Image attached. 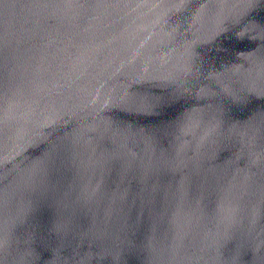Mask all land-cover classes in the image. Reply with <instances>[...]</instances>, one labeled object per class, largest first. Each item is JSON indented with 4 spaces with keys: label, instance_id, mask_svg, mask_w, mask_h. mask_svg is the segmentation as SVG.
<instances>
[{
    "label": "water",
    "instance_id": "obj_1",
    "mask_svg": "<svg viewBox=\"0 0 264 264\" xmlns=\"http://www.w3.org/2000/svg\"><path fill=\"white\" fill-rule=\"evenodd\" d=\"M0 264H264V0H0Z\"/></svg>",
    "mask_w": 264,
    "mask_h": 264
}]
</instances>
